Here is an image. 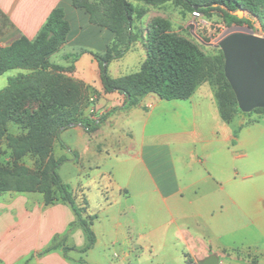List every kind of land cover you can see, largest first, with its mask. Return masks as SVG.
I'll use <instances>...</instances> for the list:
<instances>
[{"label": "crops", "instance_id": "0c3cea01", "mask_svg": "<svg viewBox=\"0 0 264 264\" xmlns=\"http://www.w3.org/2000/svg\"><path fill=\"white\" fill-rule=\"evenodd\" d=\"M58 6L70 30L49 60L68 66L63 55L83 50L73 76L93 86L97 108L109 113L92 132L73 127L66 141L76 169L67 183L76 202L84 197L87 213L96 215L95 242L83 258L88 264H185L186 252L193 262L215 254L218 264H249L250 258L264 264V145L256 144L264 122H245L240 112L224 121L207 83L187 99L149 93L123 108L124 93L104 90L92 54L104 53L114 34L71 0H0V46L21 35L33 39ZM19 72L25 70L1 74L0 85ZM73 220L66 203L2 195L0 264H78V251L70 259L59 248L42 253ZM85 242L79 226L68 232V245L80 249ZM98 247L112 249L113 258L92 257Z\"/></svg>", "mask_w": 264, "mask_h": 264}, {"label": "trees", "instance_id": "16d2710c", "mask_svg": "<svg viewBox=\"0 0 264 264\" xmlns=\"http://www.w3.org/2000/svg\"><path fill=\"white\" fill-rule=\"evenodd\" d=\"M144 1L159 3L166 0ZM173 1L175 4L203 14L213 9L222 10L225 20L229 23L233 21L252 23L249 18H239L233 13L242 7L257 15L260 20H264V0ZM71 2L74 7L86 11L91 23L106 27L114 34V41L108 44L102 55L92 54L101 64L104 90L124 93L123 108L135 105L142 96L149 93L156 94L165 100L187 99L203 79L206 67L212 65L210 58L196 44L169 31L168 20L154 18L147 30L146 57L139 69L132 73L111 77L107 74V63L120 57L124 51L121 45L123 43L127 45L131 41L126 33V27L133 17L132 3L128 0H102L107 7V16L102 18L96 3L90 0H71ZM69 30L70 25L65 18L64 9L58 6L50 11L33 39L21 35L10 44L0 46V75L10 69L25 70V72L9 76L7 84L0 89V141L5 138L8 146L19 156L31 150L38 152L42 158L46 159L39 172H29L22 166L13 172L0 166V177L6 179V182L0 184V191L40 192L43 194L45 205L56 202L68 204L74 213V221L68 228L78 225L86 239L84 246L79 249L81 255L76 261L78 264H88L83 254L95 242L92 222L96 215L87 213V201L84 200L83 204L76 202L70 184L60 178L57 169L65 157L60 156L54 159L48 156L51 141L59 138L60 128H66L71 123H79L87 132H92L98 128L105 117V115L98 119L79 117L77 104L83 102L86 87L62 78L59 73H53L72 69L73 63L84 52L82 50L64 54L62 59L70 63L68 66L49 60V55L66 41ZM216 61L219 78L223 82L222 91L216 93V101L221 118L229 121L241 110L224 75L222 50ZM31 99L38 100L41 107L36 115H29L30 129L27 135L7 134L6 122L10 119L12 110L20 103ZM253 110L264 111V107ZM60 144L64 146L62 141ZM12 176H17V179H13ZM59 246L57 236H54L50 245L42 253ZM61 246L64 256L70 259L67 252L71 250V247L64 244Z\"/></svg>", "mask_w": 264, "mask_h": 264}, {"label": "rangeland", "instance_id": "374dc122", "mask_svg": "<svg viewBox=\"0 0 264 264\" xmlns=\"http://www.w3.org/2000/svg\"><path fill=\"white\" fill-rule=\"evenodd\" d=\"M98 5L99 12L102 18L107 16V7L102 2V0H90ZM132 3L134 7L133 17L131 23L126 27V33L131 38V41L128 44H122L121 49L124 48L123 53L120 57L112 59L109 63H107V74L109 76H113V74H121L125 75L128 73L135 72L139 69L141 63L146 57V46H147V30L150 22L154 18H162L166 19L170 23L169 31L183 38H186L196 44L199 49L208 57L212 62L211 66L206 67V72L203 76V79L199 83H207L210 88L214 92V96L216 98V93L221 92L223 88V82L219 78L218 74V65H217V57L220 56V48L216 47L220 36L226 32L230 27H239V30L242 31H252L254 34H258L260 36H264V20H260V18L251 13L247 8L242 7V17L249 18L252 22L249 23H238V22H227L225 20L224 14L222 10L213 9L207 13H199L198 16L193 14L192 10H189L182 5L175 4L173 0H166L159 3H147L144 0H128ZM241 17V18H242ZM113 40L110 42L112 43ZM98 54L97 55H102ZM67 62V61H66ZM215 63V64H213ZM98 69L101 71V64L97 59ZM115 67V69H114ZM74 68V67H73ZM63 70L59 73L60 76L64 79L71 80L77 84L83 85L86 87L84 90L85 98L82 103L77 104L78 115L79 117H90L91 119H98L105 115L102 122L109 115V113L105 110H100L97 108V103L95 101V89L92 85L86 84L83 80L76 78L73 76L74 70ZM13 71V70H12ZM120 75V76H121ZM102 79V74H101ZM5 85H0V89H2ZM91 88H93L91 90ZM89 91L92 95H89ZM92 98V100H90ZM40 102L38 100H26L19 105H17L11 113L10 119L6 122V133L13 136H25L29 132L30 124H29V115H36L40 110ZM27 113H26V112ZM246 116L245 122H264V111L261 110H251L249 112H240ZM107 114V115H106ZM101 122V123H102ZM100 123V124H101ZM79 123H71L66 128H60L59 130V138L53 139L51 141L48 156H52L54 159L63 156L65 160L58 167L57 172L60 178L64 182H71L75 178L76 169L73 165V160L75 158V154L72 151L71 146L66 143L72 141V128L78 126ZM100 126V125H99ZM98 126V127H99ZM86 131V130H85ZM87 132V131H86ZM89 133V132H87ZM64 144L62 146L60 141ZM256 144L264 145V137L258 139ZM46 159L42 158V156L38 152L34 151H26L23 155H17L11 147L8 146L7 140L3 138L0 141V166L10 171L15 172V170L19 167H25L29 172H39ZM13 179H17V176H12ZM2 182H6L5 178L0 177V184ZM73 191V190H72ZM14 193H27L39 196L43 202V194L40 192H16L13 190H4L0 191V198L5 194H14ZM74 193V192H73ZM76 196V195H75ZM86 201L84 197L80 199L79 204H83V201ZM57 203V202H56ZM74 221V220H73ZM72 221V222H73ZM70 222V223H72ZM68 224V227L70 225ZM72 228L66 229V231L62 234H56L57 242L60 245L56 249H61V245H66L71 247L67 253L69 254L71 251H78V248L74 246L68 245L66 243L67 235ZM62 235H64L62 237ZM52 241V240H51ZM50 245V244H49ZM55 250V249H54ZM113 250L109 248L98 247L91 252V256L94 258H104L108 256L109 258H113L112 256ZM185 264H198V262H193L188 253L184 252ZM207 257V256H206ZM205 258V257H204ZM250 258V257H249ZM199 259L198 261H200ZM164 264H173V263H164ZM254 264L253 259L250 258V263Z\"/></svg>", "mask_w": 264, "mask_h": 264}, {"label": "water", "instance_id": "95a60500", "mask_svg": "<svg viewBox=\"0 0 264 264\" xmlns=\"http://www.w3.org/2000/svg\"><path fill=\"white\" fill-rule=\"evenodd\" d=\"M233 13L242 17L241 9ZM215 46L222 50L224 75L239 109L249 112L264 107V36L230 27ZM198 264H218V256L210 254Z\"/></svg>", "mask_w": 264, "mask_h": 264}, {"label": "built area", "instance_id": "2783aa9c", "mask_svg": "<svg viewBox=\"0 0 264 264\" xmlns=\"http://www.w3.org/2000/svg\"><path fill=\"white\" fill-rule=\"evenodd\" d=\"M193 14H194L195 16H198V15H199V13H198L196 10L193 11ZM90 100H92V98H90Z\"/></svg>", "mask_w": 264, "mask_h": 264}]
</instances>
